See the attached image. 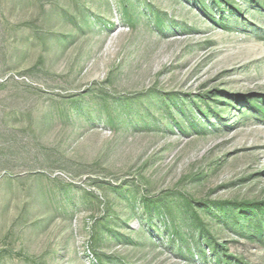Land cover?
I'll return each instance as SVG.
<instances>
[{"label": "rangeland", "instance_id": "1", "mask_svg": "<svg viewBox=\"0 0 264 264\" xmlns=\"http://www.w3.org/2000/svg\"><path fill=\"white\" fill-rule=\"evenodd\" d=\"M238 97L264 0H0V264H264Z\"/></svg>", "mask_w": 264, "mask_h": 264}, {"label": "trees", "instance_id": "2", "mask_svg": "<svg viewBox=\"0 0 264 264\" xmlns=\"http://www.w3.org/2000/svg\"><path fill=\"white\" fill-rule=\"evenodd\" d=\"M215 93H211V94H205L206 96L210 95V96H214ZM264 100V99H263ZM236 103L239 104H246L249 106V109L255 113V114H259L261 117L264 118V101L261 102L260 99H250V98H242V97H238L235 100ZM240 209L243 211H249V212H253V213H263L264 215V203H249V202H244L242 204L239 205ZM196 215H198L195 212ZM211 249H213V251L217 250V244L210 246ZM223 255L221 253L216 254V260L218 262V264H223ZM226 259V258H224ZM228 260V259H227ZM237 264H246L241 260H237Z\"/></svg>", "mask_w": 264, "mask_h": 264}]
</instances>
